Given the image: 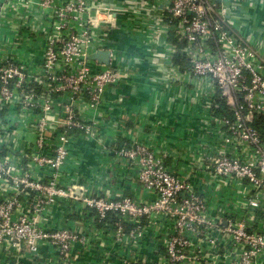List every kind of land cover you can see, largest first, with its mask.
Listing matches in <instances>:
<instances>
[{
    "label": "built area",
    "instance_id": "1",
    "mask_svg": "<svg viewBox=\"0 0 264 264\" xmlns=\"http://www.w3.org/2000/svg\"><path fill=\"white\" fill-rule=\"evenodd\" d=\"M137 12L152 95L200 103L202 135L175 144L165 121L107 117L137 72L95 0H0V264H264V0ZM108 49L109 67L90 60Z\"/></svg>",
    "mask_w": 264,
    "mask_h": 264
},
{
    "label": "flooded vegetation",
    "instance_id": "2",
    "mask_svg": "<svg viewBox=\"0 0 264 264\" xmlns=\"http://www.w3.org/2000/svg\"><path fill=\"white\" fill-rule=\"evenodd\" d=\"M96 8L100 13L105 15H111L115 18V23L106 22L104 27L107 29L106 44L114 48L118 55L121 56L126 62H132L135 69L137 68L136 59L140 55V49H144V45H136V40L140 36V19L141 15L137 12V0H95ZM261 22V26L264 24V13H256L251 19L252 24L254 25L257 21ZM145 57L147 59L149 71H151L149 78L152 79V84H154V79L157 76V67L154 66V63L151 62V58L148 53L144 51ZM144 57V58H145ZM135 63V64H134ZM132 65V66H133ZM141 79H136L130 86L132 89L141 86ZM114 106L115 109L120 110H130L129 101L131 99L130 95L116 92L114 94ZM165 97V95H164ZM138 98V97H136ZM169 99V103L163 105V115L165 122L169 120L172 126L175 127L173 132L170 128H165L166 134L170 136L172 142L178 144L181 140L190 139L199 135L203 130H206L202 107L200 103L192 102L189 99H178V97L167 95L166 100ZM176 105V106H175ZM131 111V110H130ZM157 108L154 109V112H158ZM177 111L180 114L181 119L173 118L172 112ZM179 116V115H178ZM157 123H160V120L154 118ZM207 131V130H206ZM210 133V132H209ZM209 133L206 135L209 136Z\"/></svg>",
    "mask_w": 264,
    "mask_h": 264
},
{
    "label": "crops",
    "instance_id": "3",
    "mask_svg": "<svg viewBox=\"0 0 264 264\" xmlns=\"http://www.w3.org/2000/svg\"><path fill=\"white\" fill-rule=\"evenodd\" d=\"M136 45L138 46H142V40L140 38H137L136 40ZM140 49V55L138 57V59L136 60V72H137V76H138V80L141 79L140 84L141 86L137 88H130L131 84L128 85L126 88L118 90L116 92H120L123 94H128L130 95L131 99L129 101V106H131V111L132 112H140V111H147V113H140L142 115V117L144 118V121H146L147 123H154V118L160 121H165L167 118H163V105L168 104L169 99L166 100L167 98V94H160L158 96H156L155 94L152 95L151 90H152V83L149 80V68H148V63H147V59L145 57V52L144 49L139 48ZM145 54V55H143ZM145 57V58H144ZM116 92H111L108 97L105 100L104 103V113L107 115V117H116L118 115V110L113 108L114 104L113 101L115 99L114 93ZM165 95V97H164ZM138 97V98H136ZM154 101L157 100V109L159 110L158 112H154V109L156 108L154 105ZM176 106V105H175ZM179 115V116H178ZM172 117L173 118H177L181 119L180 114H178V112L173 111L172 112ZM167 124V128L169 127L171 130V132H173V129H175L174 126H172L171 128V122H169V120H167L165 122ZM158 132H162V136L164 137V141L166 142H170L172 143L173 140H171L170 136L166 134L165 130L163 128H158L157 127ZM74 152H75V156L79 159V162L81 163V165L86 166L85 172L88 175H95L97 173V167L99 166V164L102 162V160L97 159L95 157V155L93 153L90 152V150L88 149V147L86 145H84L82 142L79 143V145H75L73 148ZM118 169V168H117ZM116 168L113 169L112 171H116ZM112 175V174H111Z\"/></svg>",
    "mask_w": 264,
    "mask_h": 264
},
{
    "label": "water",
    "instance_id": "4",
    "mask_svg": "<svg viewBox=\"0 0 264 264\" xmlns=\"http://www.w3.org/2000/svg\"><path fill=\"white\" fill-rule=\"evenodd\" d=\"M110 20H112V19H110ZM103 24H104L103 22L100 23L101 27H103ZM256 37L260 41H262L264 43V29L258 30L256 32ZM112 53H113L112 52V49L103 50V51L101 50V51H98L97 53H95L94 55H92L90 57V60L93 61V62H97L99 64H104L105 66H108L109 67L110 66V61H111V58H112ZM130 63H131V65H133L132 62H130ZM137 77H138L137 74H135L132 83L136 81ZM153 102H154V105L156 106L157 102L154 101V100H153ZM141 112L142 113H147V111H145V112L140 111L139 113H141Z\"/></svg>",
    "mask_w": 264,
    "mask_h": 264
},
{
    "label": "trees",
    "instance_id": "5",
    "mask_svg": "<svg viewBox=\"0 0 264 264\" xmlns=\"http://www.w3.org/2000/svg\"><path fill=\"white\" fill-rule=\"evenodd\" d=\"M257 127H258L261 131H264V123H262L261 120H258V121H257Z\"/></svg>",
    "mask_w": 264,
    "mask_h": 264
}]
</instances>
